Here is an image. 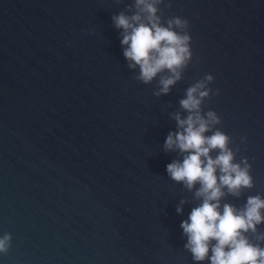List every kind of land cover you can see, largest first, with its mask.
<instances>
[{
    "label": "water",
    "instance_id": "1",
    "mask_svg": "<svg viewBox=\"0 0 264 264\" xmlns=\"http://www.w3.org/2000/svg\"><path fill=\"white\" fill-rule=\"evenodd\" d=\"M129 5L0 0V236H13L0 264H210L184 248L181 224L200 201L169 178L182 157L164 149L172 114L187 115L179 101L206 74L204 111L254 178L224 202L264 196V0H165V23L189 21L194 58L160 97L158 79L136 80L123 55L112 16Z\"/></svg>",
    "mask_w": 264,
    "mask_h": 264
},
{
    "label": "clouds",
    "instance_id": "2",
    "mask_svg": "<svg viewBox=\"0 0 264 264\" xmlns=\"http://www.w3.org/2000/svg\"><path fill=\"white\" fill-rule=\"evenodd\" d=\"M162 4L165 0H134L127 12L112 16L115 27L122 30L128 67L139 69L135 79L145 85L158 79L156 97L172 91L194 58L189 21L172 16L165 23ZM165 6L170 9L172 4ZM214 79L206 74L187 88L179 101L187 115L172 114L177 130L164 143L166 152H179L182 157L167 165L169 178L194 191L200 201L181 224L187 237L184 248L195 262L264 264V232L258 227L264 225V196H248L242 207L224 202L228 196L241 198L246 189L254 187V178L248 158L237 162L240 149L233 150L232 137L217 127L222 123L218 114L204 111V102L214 91L209 87ZM187 202L182 200L181 205ZM176 211L183 214L184 209L178 206ZM12 240L11 233L0 236V253L9 252Z\"/></svg>",
    "mask_w": 264,
    "mask_h": 264
}]
</instances>
